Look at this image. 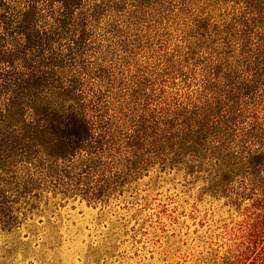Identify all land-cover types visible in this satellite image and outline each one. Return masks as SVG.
Here are the masks:
<instances>
[{
	"label": "rangeland",
	"instance_id": "obj_1",
	"mask_svg": "<svg viewBox=\"0 0 264 264\" xmlns=\"http://www.w3.org/2000/svg\"><path fill=\"white\" fill-rule=\"evenodd\" d=\"M88 2L103 11L87 29L80 59L90 78L85 94L125 134L159 111L208 107L234 71L259 48L264 53V27L245 20L241 0ZM260 94L238 134L255 118L264 128ZM107 145L113 155L104 156L98 175L76 186L102 187L95 202L57 166L41 172L50 157L39 163L41 185L12 205L18 224L0 226V264H264V168L244 171L243 159L255 145L230 139L227 184L221 164L188 162L184 145L128 158L125 147Z\"/></svg>",
	"mask_w": 264,
	"mask_h": 264
},
{
	"label": "trees",
	"instance_id": "obj_2",
	"mask_svg": "<svg viewBox=\"0 0 264 264\" xmlns=\"http://www.w3.org/2000/svg\"><path fill=\"white\" fill-rule=\"evenodd\" d=\"M86 1L0 0L2 230L18 224L12 214L17 199L41 185L40 162L50 157L51 163L47 167L42 164L41 172L57 166L60 173L69 174V184L76 190L78 184L85 185L89 175H98L104 156L113 155L107 143L120 150L125 147L127 158L164 145L170 149L184 145L189 151L188 162L221 164L220 183L227 184L234 173L229 141L241 136L255 145L253 150L249 146L243 157L250 165L244 171L264 168V128L257 118L248 125L249 130L236 132L244 123L247 107L264 90V53L260 48L248 58L244 69L234 71L227 89L208 107L189 110L176 106L165 113L159 111L144 116L131 135L125 134L96 114L85 94L90 78L82 72L80 59L88 46L87 29L98 19V10L103 11V4H84ZM241 3L245 20L264 27V0ZM95 125L101 130L98 135ZM101 189L76 191H82L89 203L99 200Z\"/></svg>",
	"mask_w": 264,
	"mask_h": 264
}]
</instances>
